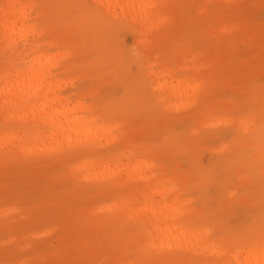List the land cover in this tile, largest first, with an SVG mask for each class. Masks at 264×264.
<instances>
[{"label": "rangeland", "instance_id": "rangeland-1", "mask_svg": "<svg viewBox=\"0 0 264 264\" xmlns=\"http://www.w3.org/2000/svg\"><path fill=\"white\" fill-rule=\"evenodd\" d=\"M106 1L0 0V264H228L264 241V0Z\"/></svg>", "mask_w": 264, "mask_h": 264}, {"label": "bare ground", "instance_id": "bare-ground-1", "mask_svg": "<svg viewBox=\"0 0 264 264\" xmlns=\"http://www.w3.org/2000/svg\"><path fill=\"white\" fill-rule=\"evenodd\" d=\"M124 3V5H128V10H131L134 8L137 4L133 0H120ZM148 0H146L144 3L138 5L140 8V11L134 15L136 20H140V27L144 28L145 22L144 19H146L149 15H151V11L154 9L155 5L148 4ZM112 0H107L105 3H103L104 6L107 7V10L110 11L112 8ZM35 61H32L34 63ZM173 93H176L177 90L182 91L185 93V86L184 84H177L173 85ZM164 211L161 207L158 208H152L150 216H148V221L150 223H153L154 225L158 222V226H155L157 233H165L167 237L172 236V234H182L185 236L186 231L181 229V223L178 224L175 220L176 214L174 216L172 215L168 219H163L162 221H158L161 218V214ZM157 225V224H156ZM196 239H199V236H195ZM228 264H264V241L261 243H254L249 248L242 247L241 251L239 250L232 254L228 260Z\"/></svg>", "mask_w": 264, "mask_h": 264}]
</instances>
